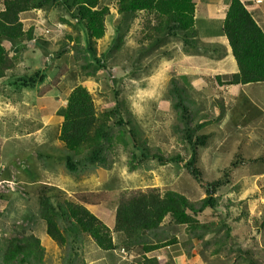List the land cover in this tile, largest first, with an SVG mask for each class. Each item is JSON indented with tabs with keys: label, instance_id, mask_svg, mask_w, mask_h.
<instances>
[{
	"label": "rangeland",
	"instance_id": "obj_1",
	"mask_svg": "<svg viewBox=\"0 0 264 264\" xmlns=\"http://www.w3.org/2000/svg\"><path fill=\"white\" fill-rule=\"evenodd\" d=\"M3 7V0H0V9ZM22 20L26 28L32 24L37 26L39 38L30 42L23 53L14 56L17 72L35 71L43 60L49 64L46 68L48 77L35 88H21L12 85L10 79L4 80L6 77L0 79V194L7 195L5 200H0V210L5 212L0 218V237L5 228L13 229L12 223H22L21 209L31 206L33 230L45 247L42 264H69V258L73 256L69 246L61 248L53 241L39 217L34 197L40 187L54 186L49 194L67 192L112 229L119 190L155 187L162 193L178 191L193 201L204 199L207 191L215 194L219 209L203 213L200 219L217 223L219 229L223 226L220 222L227 221L236 243L256 255L263 252L264 229L260 225L264 216V82L242 85L236 90L230 85L218 84L217 72L226 81L230 72L238 71L222 24L211 25L212 36L217 39L212 43H218L205 46L208 52L203 56H191L178 48L169 56L143 58L140 61L143 70L131 74L138 57V43L143 37V32H132L142 28L135 24L128 32L122 50L114 51L109 59L111 77L117 81L115 92L109 69L80 80L82 61L76 60L74 42L68 37L79 34L83 46L87 45L86 34L77 25L62 23L57 11L49 14L32 11L24 14ZM106 23L107 33L97 45V55L103 53L104 58L109 54L106 51L112 46L115 34L113 19L108 18ZM206 41L210 42L207 38ZM7 47L13 56L11 44ZM64 48L63 54L58 56ZM223 65L227 66L226 74H229L222 70ZM174 78L189 91L190 126L195 130V138L202 134L210 137L199 147L197 166L202 182L181 164H162L157 159H148L142 165L134 164L136 170L133 172L128 152L121 150L118 159L111 155L99 167L85 159L83 162L78 160L74 173L66 168L65 158L70 152L62 149L64 145L58 134L66 115L67 93L76 86L87 87L100 112L113 109L118 100H124L123 112L141 127L142 136L151 146L159 147L165 155L182 154L187 161L191 153L185 149H189L183 130L187 126L186 120L181 110L177 113L174 109L169 94ZM62 82L65 85L58 89ZM3 177H11L15 184H7L2 181ZM219 179L224 183L214 193L211 183ZM165 222L168 223L169 218ZM223 231L193 238L195 248L189 253L190 245L182 244L183 241L188 243L190 238L186 227L174 230L170 226L169 236L174 233L180 242L152 255L162 264H220V260L226 262L228 259H231L229 264H233L238 255L237 244L233 251L229 250L230 244L216 253L215 246L204 248L209 239L213 242L221 239ZM80 248L87 264H142V258L136 252L127 251V254L122 249L106 252L89 241L82 242Z\"/></svg>",
	"mask_w": 264,
	"mask_h": 264
},
{
	"label": "trees",
	"instance_id": "obj_2",
	"mask_svg": "<svg viewBox=\"0 0 264 264\" xmlns=\"http://www.w3.org/2000/svg\"><path fill=\"white\" fill-rule=\"evenodd\" d=\"M192 1L116 0L119 18L115 23L113 44L106 51L109 54L104 58L103 53L97 55V45L107 33L106 22L111 16V8L103 0H3L4 7L0 10V79L6 77L4 80L10 79L12 85L21 88H35L48 77L46 68L49 64L43 60L41 67L35 71L30 72L28 70L30 68H26L28 71L17 72L18 65L14 56L23 53L30 42L38 41L39 38L37 26L32 24L26 28L21 17L22 14L31 11H42L45 14L57 11L62 23L70 25L74 23L86 34L85 47L81 35H68L69 40L74 42L76 60L82 61L79 74L81 81L101 70L109 69L110 57L114 51L122 50L134 19L141 13L160 17L161 21L148 32H143L137 47L138 57L135 59L131 74L143 70L140 61L145 58H151L153 55L169 56L174 49L180 48L191 56H203L208 52L205 46L210 44L199 37L197 29L188 19L187 5ZM222 28L238 71L232 73L226 81L223 80L222 74L217 72L218 84L248 85L264 82V31L241 0H232ZM7 44L13 47V56ZM65 49L57 55L61 56ZM55 56L54 54L53 57ZM109 71L113 89L117 92L115 87L117 81L111 77L110 69ZM64 85L63 82L60 83L58 89ZM169 94L174 109L177 113L181 110L183 119L186 120L187 126H184L183 130L189 149H185L191 153L187 161L182 154L165 155L159 147L151 146L146 137L142 136L141 127L123 112L124 100H118L115 108L100 112L87 87L76 86L67 93L66 115L58 134L59 141L62 142V146L64 145L62 149L70 152L65 158L66 168L74 173L77 171L78 160L83 162L85 159L99 167L106 163L111 155L118 159V152L121 150L128 152L133 172L136 170L134 164L142 165L143 161L157 159L162 164H181L202 182V174L197 166L199 147L205 145L210 137L208 134H202L195 138V130L190 126L192 112L187 100L189 91L179 79L174 78L171 81ZM201 126L202 123L198 125L199 128ZM222 180L211 183L214 193H217L224 183ZM54 189V186L40 187L35 193L34 200L39 209V217L46 224V234L61 248L69 246L73 254L69 258V264H87L84 252L83 250L81 252L80 248V244L87 241L94 242L106 252L118 249L127 254L136 252L141 256L142 264H162L152 253L180 242L174 233L169 236L170 226L174 230L180 226L186 227V232L190 234L189 244L187 241H183L182 244L190 245L189 253L193 247L195 248L192 244L193 238L203 234H219L223 229V237L216 242L209 239L204 246L205 249L215 246L216 253L230 244L229 250L233 251V246L237 244L238 255L233 264H264L262 258L264 250L256 255L252 250L242 248L239 242L236 243L227 221L222 220L220 224L223 226L219 229L217 223L200 219L199 216L203 213H213L219 209L217 196L209 191L204 199L193 201L178 191L168 190L162 193L155 187L119 190L115 200V224L112 229L84 203L74 200L66 192L60 195L49 194ZM5 198L7 195L0 194V200ZM33 212L31 206L28 209H21L22 223L18 225L12 223L13 229L10 231L9 228H5L0 237L1 264H42L45 247L33 230ZM4 216L5 212L0 210V218ZM166 218H169L168 223L165 222ZM260 226L264 229V216ZM229 263L231 259L226 262L220 260V264Z\"/></svg>",
	"mask_w": 264,
	"mask_h": 264
},
{
	"label": "crops",
	"instance_id": "obj_3",
	"mask_svg": "<svg viewBox=\"0 0 264 264\" xmlns=\"http://www.w3.org/2000/svg\"><path fill=\"white\" fill-rule=\"evenodd\" d=\"M115 1L116 0H103V2L107 3L111 8V16L109 18L113 19L114 23H116L119 18L118 9L115 4L116 3ZM241 1L246 5L247 9L253 13L254 18L256 19L259 26L264 31V0H241ZM231 2L232 0H194L193 2L187 5L186 14L188 16V19L191 21L193 27L197 29V32L199 33V37L204 39L205 41L207 38L210 42H207V41L206 42L210 44L211 46L212 45L216 46L218 43V42L212 43L213 41H216L217 39L216 37L212 36L213 27H211V25L222 24V27H223V21L226 15V11L229 8ZM27 13H24V14H27ZM24 14H22L21 17H23ZM160 21H161L160 17L150 16L146 13H141L140 16L138 14L136 19H134V23L130 27L129 32H131L135 24H138V27L142 26V28L140 27V30H134L132 32H141V31L148 32L149 29H152ZM213 21L214 23H212ZM115 30H116V27H115ZM215 50H217L216 47H215ZM224 69H225V74H226L227 66H224L222 68V70ZM230 73L232 74L235 72L233 71ZM230 86L236 90V89H239V87L242 85H230ZM9 178L11 179V177ZM9 178L3 177L2 180L9 181L10 180Z\"/></svg>",
	"mask_w": 264,
	"mask_h": 264
},
{
	"label": "clouds",
	"instance_id": "obj_4",
	"mask_svg": "<svg viewBox=\"0 0 264 264\" xmlns=\"http://www.w3.org/2000/svg\"><path fill=\"white\" fill-rule=\"evenodd\" d=\"M193 1H194V0H193ZM193 1H192V2H193ZM190 3H191V2H190ZM188 4H189V3H188ZM109 17H110V16H109ZM109 17H108V18H109ZM108 18H107V19H108ZM0 152H1V151H0ZM0 167H1V165H0ZM2 181H4V180H2ZM5 182H6L7 184H8V183L15 184V182H14L12 179H10L9 181H5ZM66 193H67V192H66ZM67 194H68V193H67ZM68 195H69V194H68ZM69 196H70V195H69Z\"/></svg>",
	"mask_w": 264,
	"mask_h": 264
}]
</instances>
